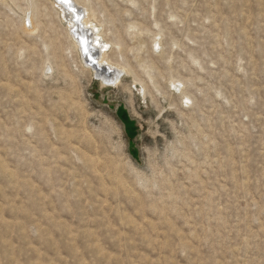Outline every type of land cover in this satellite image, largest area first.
I'll return each mask as SVG.
<instances>
[{"label":"rangeland","instance_id":"rangeland-1","mask_svg":"<svg viewBox=\"0 0 264 264\" xmlns=\"http://www.w3.org/2000/svg\"><path fill=\"white\" fill-rule=\"evenodd\" d=\"M78 1L116 87L0 0V264H264V0Z\"/></svg>","mask_w":264,"mask_h":264},{"label":"bare ground","instance_id":"bare-ground-1","mask_svg":"<svg viewBox=\"0 0 264 264\" xmlns=\"http://www.w3.org/2000/svg\"><path fill=\"white\" fill-rule=\"evenodd\" d=\"M51 1L59 11L58 15L60 14V17L63 15L64 19L62 20L67 22V31L75 40L76 48L79 49L86 64L92 69L96 80H99L104 86H112V88L122 84L123 79L126 78L125 75L131 74V72L127 69L128 67L125 66V69L122 67L123 65L119 66L116 64L117 62L113 63L109 60L110 43L104 39L94 22L93 12L89 5L81 4L78 0H69V3H63L62 0ZM85 48L88 49L87 53Z\"/></svg>","mask_w":264,"mask_h":264},{"label":"snow or ice","instance_id":"snow-or-ice-1","mask_svg":"<svg viewBox=\"0 0 264 264\" xmlns=\"http://www.w3.org/2000/svg\"><path fill=\"white\" fill-rule=\"evenodd\" d=\"M63 3H69V0H62ZM88 49L85 48V52L87 53Z\"/></svg>","mask_w":264,"mask_h":264}]
</instances>
